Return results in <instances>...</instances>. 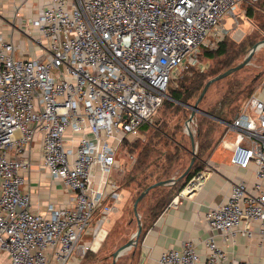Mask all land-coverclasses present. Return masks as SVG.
<instances>
[{
  "label": "built area",
  "instance_id": "2783aa9c",
  "mask_svg": "<svg viewBox=\"0 0 264 264\" xmlns=\"http://www.w3.org/2000/svg\"><path fill=\"white\" fill-rule=\"evenodd\" d=\"M257 0H41L25 35L0 33V254L2 264H79L96 250L122 197L114 176L124 139L149 123L170 82L188 66L200 69V46L230 34L237 8ZM16 11L14 17H18ZM230 163L253 165L251 184L234 181L205 221L204 264L227 260L215 234L236 233L264 246V101L250 94L227 124ZM40 137L41 165L72 192L69 204L31 207L21 170ZM129 155V154H128ZM208 167L173 197L200 186ZM160 264H200L191 239L161 251Z\"/></svg>",
  "mask_w": 264,
  "mask_h": 264
},
{
  "label": "rangeland",
  "instance_id": "374dc122",
  "mask_svg": "<svg viewBox=\"0 0 264 264\" xmlns=\"http://www.w3.org/2000/svg\"><path fill=\"white\" fill-rule=\"evenodd\" d=\"M247 8H249V13ZM247 8H245L246 12L244 14L242 13L244 9H241L242 11L239 9L242 18L239 20V25L233 28L231 26L232 17L224 15L226 18L225 26L230 29V37L226 40L228 51L227 54L216 55L211 59L209 70L212 67L220 66L226 61H228V65L220 72L239 63L247 55L253 44L264 39V0H259ZM0 15L2 14L0 13ZM263 72L264 46L256 49L248 63L242 68L214 81L208 87L198 102V107L205 112L196 111L194 113V131L191 134L186 133L184 130L186 120L191 112L190 107L177 102H163L151 117L149 123L141 125L138 136L123 140L116 154L118 159L116 173L110 172V176L114 174L122 195L117 205L119 210L112 216L110 223L107 224L108 232L101 240L98 248L88 250L79 264L111 263V253L129 238H132L137 228V217L133 211V202L139 192L149 182H154L153 179L160 177H164V179L176 178L181 175L189 164L193 150L195 151V158L187 172L192 170L194 165L200 164L202 166L203 163L200 158L205 157L210 147H212L211 145L217 142L218 137V134H215L214 131L215 126L207 115L213 113L216 115H234L235 111L232 112L231 109L236 110V107L250 95L251 88L256 85V78ZM169 92L170 89L165 98L167 101L172 102ZM198 95L199 92L189 99V104H193ZM223 98L224 102L228 103L219 106ZM206 101H210V103L204 105ZM190 135L193 137L194 143H192ZM195 143L196 147L194 146ZM175 169H179L178 173ZM185 174L181 175L174 187L169 190L163 187L150 192L151 194L146 201L149 208L142 219L139 210L144 207V202L137 203L141 225L142 223L147 224L152 211L155 208L158 210L167 198L177 192L178 186L184 181ZM159 202L161 203L159 204ZM146 217L148 218L145 220ZM135 245L132 244L131 248L124 251L114 264H127ZM3 258V254H0V264H2Z\"/></svg>",
  "mask_w": 264,
  "mask_h": 264
},
{
  "label": "crops",
  "instance_id": "0c3cea01",
  "mask_svg": "<svg viewBox=\"0 0 264 264\" xmlns=\"http://www.w3.org/2000/svg\"><path fill=\"white\" fill-rule=\"evenodd\" d=\"M40 2L41 0H0V13L2 14L0 15V33L12 35L15 41H23L26 45H31L24 29L30 27L29 22L35 16ZM245 4L248 3L241 2L238 5L237 26L242 18L239 9H244L242 12L244 14L246 12ZM16 11L19 14L18 17H14ZM204 63L208 64V61ZM252 93L264 101V72L258 76L256 85L250 94ZM209 103L210 101H206L204 105ZM236 115H207L213 122L214 131L218 137L217 142L211 145L212 147L205 157L200 158L203 164L199 171L206 167L208 169L201 179L199 188L191 194L178 197L177 201L171 202L181 187L172 194L161 210L148 220L147 224L142 223L140 236L127 264H160L158 257L161 251L169 247L179 248L184 239H191L195 243L196 251L200 256L199 263L204 264L207 255L205 239L210 233L204 219L205 213L210 207L225 199L234 181L243 179L251 184L254 178L252 164L242 167L230 163L234 133L228 130L227 124ZM29 147L31 152L30 164L21 172L24 176L22 190L29 191L31 207L34 210L43 211L45 203L49 200L59 205L71 203L72 192L65 188L60 181L52 179L41 165L40 137L38 134L31 141ZM175 170L178 173L179 169ZM115 171L116 168L112 172L115 174ZM180 176L172 179L176 181ZM158 185H166L165 187L169 190L174 183L167 182ZM149 195L150 193L142 200L144 207L139 210L141 219L147 213L146 201ZM118 210L119 207L117 206L110 216V221ZM214 239L222 247L227 260H241L245 264H264V246L259 245L255 237L249 238L238 232L230 242L225 241L219 234H215Z\"/></svg>",
  "mask_w": 264,
  "mask_h": 264
},
{
  "label": "trees",
  "instance_id": "16d2710c",
  "mask_svg": "<svg viewBox=\"0 0 264 264\" xmlns=\"http://www.w3.org/2000/svg\"><path fill=\"white\" fill-rule=\"evenodd\" d=\"M259 0H257L256 2H258ZM254 2V3H256ZM252 4H245L246 8ZM247 12L249 13V8H247ZM230 37L229 34L225 35L222 37V39L217 43V45L215 47L209 48L207 46H200V48L198 49V60H200L201 62H206L208 61V64L205 68L200 69L198 66L196 65H191L188 66L186 69L182 70L180 72V74L174 78L171 82L170 85L168 86V90L170 89L169 92V96L172 99L171 101H167L166 98L164 97L161 104L159 105V107L163 104V102H170V103H182V104H189V99L193 98L198 92L200 93L203 85L205 84V82L217 75L218 73H220V71L226 67L228 65V61H226L225 63L221 64L220 66H216V67H212L209 70V64H210V60L213 59L216 55H223V54H227L228 48H227V44H226V40L227 38ZM193 68V69H192ZM229 68V67H228ZM227 69V68H226ZM225 69V70H226ZM190 70V71H189ZM209 70V71H208ZM258 78V77H257ZM256 78V79H257ZM253 87L251 88L252 91ZM167 90V92H168ZM225 103L228 102H224V98L222 99V101L220 102V105H223ZM158 107V108H159ZM222 107V106H221ZM157 108V109H158ZM157 111V110H156ZM232 112L235 111L234 115H236L239 111V106L236 107L235 109H231ZM210 115H215V116H220V115H216V114H210ZM223 116V115H222ZM141 127V126H140ZM139 127V130L141 129ZM139 135V134H138ZM136 135V136H138ZM128 139V138H126ZM123 143V142H122ZM205 147V146H204ZM202 147V148H204ZM206 148V147H205ZM201 168V165H194L192 167V170H190L189 172H186L185 177H184V181L178 186V189L176 191H178L185 183V181H187L189 178H191L195 173H197L199 171V169ZM181 178V176L178 178V180ZM164 177H160V178H156L153 179L154 182L159 181V180H163ZM169 179V178H168ZM174 181V185L175 183L178 181ZM153 182H149L143 189L142 191L150 184H152ZM174 185L172 187H174ZM166 185H157L154 186L152 188L149 189V191L139 200V202H141L142 200H144V198L147 196L148 193L158 189V188H163ZM140 193V192H139ZM151 194V193H150ZM172 196V195H171ZM170 199L167 198V200L165 202H163V204L161 205V207L156 210L157 208H155V210L152 211V215L151 218L153 216H155L160 210L161 208L167 203V201ZM161 202H159L160 204ZM158 205V204H157ZM156 205V206H157ZM147 208H149V206H147ZM148 211V210H147ZM85 255V254H84ZM83 255V256H84Z\"/></svg>",
  "mask_w": 264,
  "mask_h": 264
},
{
  "label": "water",
  "instance_id": "95a60500",
  "mask_svg": "<svg viewBox=\"0 0 264 264\" xmlns=\"http://www.w3.org/2000/svg\"><path fill=\"white\" fill-rule=\"evenodd\" d=\"M262 46H264V39H263L260 43H255V44H253V46L251 47V48H252L251 51H250L249 53H247V55H246V56H245V57H244L239 63H237V64H235V65H233V66H230V67L227 68L226 70H224V71L218 73L217 75H215V76L209 78V79L205 82V84L203 85V87H202V89H201V91H200L198 97L196 98L195 102H194L193 104H185V105H187L188 107H190V109L194 108V107L196 106V102H198V101L202 98V96L204 95V93L206 92V90L208 89V87H209L214 81H217V80L223 78L224 76H226V75H228V74H230V73H232V72H234V71H236V70L242 68L245 64L248 63V61L250 60V58H251L253 52H254L256 49H258V48H260V47H262ZM200 111L205 112V111L202 110V109H200ZM191 113H192V110H191L190 114H191ZM192 153H193V155H192V157H191V159H190V161H189V164H188L187 168L185 169V171H184L181 175H184V174L189 170L190 166L192 165V163H193V161H194V158H195V156H194L195 151H193ZM163 180H165V179H163ZM173 182H174V179L171 178V180L169 181V183H173ZM152 185H153V183H152ZM152 185H151V184L148 185L143 191H141V192L137 195V197L135 198V200H134V202H133V207L135 206L136 201H138V199H140V197H142V195H143V194H144V193H145L150 187H152ZM141 227H142V225L139 224V225L137 226L136 231L133 233V236H132V238H131V240L133 241L132 244H136L137 238H138V236H139V234H140V232H141ZM113 264H114V263H113Z\"/></svg>",
  "mask_w": 264,
  "mask_h": 264
},
{
  "label": "bare ground",
  "instance_id": "6f19581e",
  "mask_svg": "<svg viewBox=\"0 0 264 264\" xmlns=\"http://www.w3.org/2000/svg\"><path fill=\"white\" fill-rule=\"evenodd\" d=\"M263 40V39H262ZM262 40H260V41H258V42H256V43H260ZM251 49L252 48H250V50L248 51V53L251 51ZM200 101V100H199ZM198 101V102H199ZM198 102H196V106L194 107V108H192L191 110H192V113L189 115V117H188V119L186 120V124H185V127H184V130H185V132L186 133H188V134H191L193 131H194V129H193V123H194V119H193V116H194V113L196 112V111H199V112H201L202 113V111H200V108L198 107ZM191 136V135H190ZM191 141H192V143H194V139H193V137L191 136ZM195 147H196V143H195V145H194ZM195 147H194V149H195ZM194 151V150H193ZM192 151V152H193ZM170 179L171 178H169V179H165V180H159V181H156V182H154L153 183V185H152V187H154V186H156V185H158V184H164V183H167V182H169L170 181ZM152 187H150V188H152ZM149 188V189H150ZM149 189L142 195V197L149 191ZM142 197H140V199L142 198ZM140 199H138V201H136V204H135V206L133 207V211H134V214L136 215V217H137V226L140 224V218L138 217V212H137V203L139 202V200ZM137 229V228H136ZM136 231V230H135ZM132 243H133V241L131 240V238H129L125 243H123L122 245H120L118 248H116L112 253H111V257H112V260H111V263L110 264H113V263H115V261H116V259L124 252V251H126L127 249H129L131 246H132Z\"/></svg>",
  "mask_w": 264,
  "mask_h": 264
}]
</instances>
